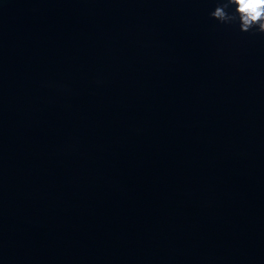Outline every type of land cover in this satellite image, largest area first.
I'll list each match as a JSON object with an SVG mask.
<instances>
[{
	"label": "water",
	"instance_id": "water-1",
	"mask_svg": "<svg viewBox=\"0 0 264 264\" xmlns=\"http://www.w3.org/2000/svg\"><path fill=\"white\" fill-rule=\"evenodd\" d=\"M0 264H264V0H0Z\"/></svg>",
	"mask_w": 264,
	"mask_h": 264
}]
</instances>
